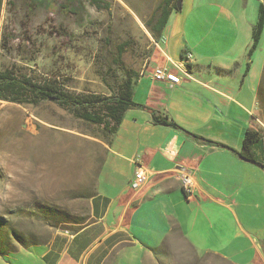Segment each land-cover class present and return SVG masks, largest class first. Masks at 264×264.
<instances>
[{"label": "crops", "instance_id": "crops-1", "mask_svg": "<svg viewBox=\"0 0 264 264\" xmlns=\"http://www.w3.org/2000/svg\"><path fill=\"white\" fill-rule=\"evenodd\" d=\"M182 1L157 44L158 59L135 82L133 101L143 107L129 109L103 143L90 223L0 264H264V31L248 58L259 7L254 21H243L248 0H240L222 21L201 14L190 23L193 0ZM187 54L192 78L153 80L154 69ZM150 110L178 129L155 125ZM249 128L262 132L255 155L263 169L237 154ZM111 157L126 170L114 187L98 183ZM139 167L147 183L133 191ZM182 173L193 179L191 194Z\"/></svg>", "mask_w": 264, "mask_h": 264}, {"label": "rangeland", "instance_id": "rangeland-1", "mask_svg": "<svg viewBox=\"0 0 264 264\" xmlns=\"http://www.w3.org/2000/svg\"><path fill=\"white\" fill-rule=\"evenodd\" d=\"M102 1L109 11L90 0H1L0 70L102 98L115 95L126 70L147 74L159 53L147 26L164 0ZM239 1L193 0L190 23L201 14L222 21ZM260 3L248 0L244 22L256 19ZM120 50L124 67L117 64ZM107 136L51 102H0V257L48 245L57 231L75 233L90 223ZM113 163L111 157L98 183H123L126 170Z\"/></svg>", "mask_w": 264, "mask_h": 264}, {"label": "trees", "instance_id": "trees-1", "mask_svg": "<svg viewBox=\"0 0 264 264\" xmlns=\"http://www.w3.org/2000/svg\"><path fill=\"white\" fill-rule=\"evenodd\" d=\"M179 0H164L158 8L150 24L147 26L151 34L159 43L165 28L168 25L170 17L175 10H178ZM91 4L98 10L109 11V5L102 0H90ZM1 14V0H0ZM264 31V4L259 5L258 21L253 29V41L248 58H252L253 53L259 46ZM123 52H118L117 64L124 67L121 62ZM139 75L133 72L125 71V80L118 86L115 95L110 97L100 96H76L62 89L57 82L39 83L33 79L17 73L14 69L0 70V102L12 103L20 106H38L43 103H54L61 109L72 112L73 116L87 124L95 125L112 135L116 127L121 122L123 115L131 108L143 106L137 105L133 101V88ZM155 125L167 126L178 129L170 123L167 118L162 117L156 111L150 110ZM200 139V138H196ZM262 139V132L253 128L246 130L242 149L238 156L253 165H261V162L255 155V148ZM205 143L215 147L223 146L205 141ZM95 195L91 196L94 197ZM90 197V198H91Z\"/></svg>", "mask_w": 264, "mask_h": 264}, {"label": "built area", "instance_id": "built-area-1", "mask_svg": "<svg viewBox=\"0 0 264 264\" xmlns=\"http://www.w3.org/2000/svg\"><path fill=\"white\" fill-rule=\"evenodd\" d=\"M192 55L187 54L185 59L181 63H172V66L169 67H157L154 69L152 77L156 82H168L173 85L181 84V75L192 78L188 70V62L191 61ZM180 181L182 184L183 190L187 194H191L194 188L193 179L190 174L182 173L180 176ZM147 183V173L141 167L137 169L134 175V179L131 183V189L133 191H138Z\"/></svg>", "mask_w": 264, "mask_h": 264}, {"label": "water", "instance_id": "water-1", "mask_svg": "<svg viewBox=\"0 0 264 264\" xmlns=\"http://www.w3.org/2000/svg\"><path fill=\"white\" fill-rule=\"evenodd\" d=\"M181 3H182V0H179L178 5H177L178 10L181 9ZM255 166H257L259 169H263V166H260V165H255Z\"/></svg>", "mask_w": 264, "mask_h": 264}]
</instances>
